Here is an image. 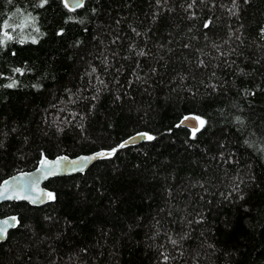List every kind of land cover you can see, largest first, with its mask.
<instances>
[{
	"label": "trees",
	"instance_id": "obj_1",
	"mask_svg": "<svg viewBox=\"0 0 264 264\" xmlns=\"http://www.w3.org/2000/svg\"><path fill=\"white\" fill-rule=\"evenodd\" d=\"M40 3L0 0V26L39 29L0 46V183L117 151L45 183L50 204L0 205V264H264V0Z\"/></svg>",
	"mask_w": 264,
	"mask_h": 264
},
{
	"label": "water",
	"instance_id": "obj_2",
	"mask_svg": "<svg viewBox=\"0 0 264 264\" xmlns=\"http://www.w3.org/2000/svg\"><path fill=\"white\" fill-rule=\"evenodd\" d=\"M86 1L88 0H68L69 6L66 8L68 10L71 9L70 11H75L76 9L82 7ZM63 2L65 4V0H63ZM81 4L82 6H78ZM193 117L196 116L191 115L187 116L188 119L183 118L179 122L178 127L188 129L194 133V128L199 126V121L193 119ZM147 140L148 139L146 137H141L140 134H137L126 139L122 143L125 144V147H131L139 145ZM118 149L121 148L118 147ZM100 152L109 151H98L90 154L79 155L74 158L59 156L54 159H47L42 157L36 169L30 172L14 174L0 183V192L4 193V196L0 197V205L4 203L24 202L31 207H43L47 204H50L53 201V198L48 196V194L51 192L44 188V184L51 179L84 174L97 161L108 158L97 156V154ZM92 157L95 158L83 159ZM12 217H15L16 221H12ZM4 220H9L10 224H14L15 226L8 228L7 236L3 239H0V244L4 243L9 233L18 226V219L16 216H8L3 218L0 217V221Z\"/></svg>",
	"mask_w": 264,
	"mask_h": 264
},
{
	"label": "snow or ice",
	"instance_id": "obj_3",
	"mask_svg": "<svg viewBox=\"0 0 264 264\" xmlns=\"http://www.w3.org/2000/svg\"><path fill=\"white\" fill-rule=\"evenodd\" d=\"M8 2L11 3L12 0H8ZM47 2H48V0H41V3H40L39 6L40 7H43L45 4H47ZM157 2L159 3V0H157ZM195 3H196V0H191V3L188 5V7L189 8H192V6ZM68 6H69L68 5V0H65V7H68ZM78 6H82V4L81 5H78ZM235 7H236V3H235V0H233V9ZM17 11L19 12V9H17ZM230 11H231V9H230ZM233 14H235V13H233ZM193 16H194V14H193ZM26 23H31L32 26H33V28H34V30L37 31V32L39 31L38 28H35V18L34 17H31L30 14H29V17H25L24 18V22H22L19 25H16L15 27L12 24H9L7 21H5L3 23V25L0 26V46H3L8 40H11L12 39V36L9 34L8 31H6L7 29L11 28L12 31H15L16 30V27H20L22 29L25 26ZM211 23H212V21H211V19H209V20H207V21L204 22L203 27L205 29H207L210 26ZM262 34H264V30H262ZM32 42L35 43L36 42L35 39H33ZM138 54L139 55H143L144 53L143 52H140ZM222 55H223V53H222ZM202 64H203V62L201 61V65ZM15 71L21 72V74H22V71L20 69H16ZM92 71L95 72L96 69L93 68ZM153 71H155V70L153 69ZM99 83L103 84V81L101 80V81H99ZM13 86H14V82L6 85V87H9V88H11ZM93 99H95V97H93ZM185 119H188V118L185 117ZM193 119L199 121V126L194 128V134H195V131H199V128L200 127H203V125L206 122L204 120L200 119L199 117H193ZM237 122L238 123H242V121H240L239 118H237ZM140 135H141V137H146L148 140L155 139V137L150 136V135H148L146 133H142ZM123 147H125V144L122 143L121 145H119V148H123ZM116 151H117V149H112L109 152H100V153L97 154V156L102 157V158L110 157V156L114 155ZM93 158H95V157H92V158H83V159H93ZM3 196H4V193L3 192H0V197H3ZM48 196L50 198H53L54 199V197L52 196L51 193H49ZM8 198H11V197H8ZM242 198L243 197H241V199ZM11 220L12 221H16V218L15 217H12ZM13 226H15V225L14 224H10L9 220L0 221V239L5 238L7 236L8 228L9 227H13ZM184 238L185 237H183V236L181 237V239H184ZM169 239H170V242L172 243V245H174V246L177 245V243H178L177 240L171 239V237H169ZM168 259H169V257L165 254L163 256V264H167Z\"/></svg>",
	"mask_w": 264,
	"mask_h": 264
}]
</instances>
